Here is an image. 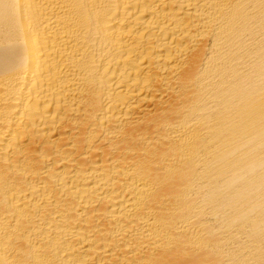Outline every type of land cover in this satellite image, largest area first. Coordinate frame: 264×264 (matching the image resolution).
<instances>
[{
	"label": "bare ground",
	"instance_id": "1",
	"mask_svg": "<svg viewBox=\"0 0 264 264\" xmlns=\"http://www.w3.org/2000/svg\"><path fill=\"white\" fill-rule=\"evenodd\" d=\"M0 264H264V0H0Z\"/></svg>",
	"mask_w": 264,
	"mask_h": 264
}]
</instances>
